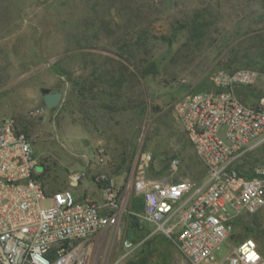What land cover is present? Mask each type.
<instances>
[{"label":"rangeland","instance_id":"1","mask_svg":"<svg viewBox=\"0 0 264 264\" xmlns=\"http://www.w3.org/2000/svg\"><path fill=\"white\" fill-rule=\"evenodd\" d=\"M219 68L257 70L240 93L248 103L264 95V0H0V121L29 134L50 189L99 191L93 177L106 171L129 192L119 223L94 238V264H111L125 239L142 244L124 264H192L156 224L131 218L143 208L132 183L148 152L155 177L175 157L184 165L172 178L203 177L175 105L211 87ZM50 89L63 92L53 108ZM262 164L264 143L238 168L252 176ZM73 172L86 173L79 186ZM247 236L264 251V206L238 221L221 256Z\"/></svg>","mask_w":264,"mask_h":264},{"label":"built area","instance_id":"2","mask_svg":"<svg viewBox=\"0 0 264 264\" xmlns=\"http://www.w3.org/2000/svg\"><path fill=\"white\" fill-rule=\"evenodd\" d=\"M255 69L219 68L212 86L184 93L175 109L197 156L205 167L202 178L174 179L184 162L175 157L170 175L155 177L143 154L132 183L144 201L138 220L157 225L155 232L171 238L192 264H264V251L253 237L241 239L221 256L224 243L235 237L236 223L264 206V164L252 176L238 163L264 143V95L248 103L240 90L253 85ZM104 164L106 149L99 148ZM85 172H73L79 186ZM104 197H82L71 188L50 189L29 134L13 117L0 121V264H94V238L119 223L124 193L115 175L100 171L93 177ZM123 241L124 260L140 246Z\"/></svg>","mask_w":264,"mask_h":264},{"label":"water","instance_id":"3","mask_svg":"<svg viewBox=\"0 0 264 264\" xmlns=\"http://www.w3.org/2000/svg\"><path fill=\"white\" fill-rule=\"evenodd\" d=\"M50 62H52V61H50ZM62 96H63V92L61 90L50 89V90L44 92L43 99H44V102L48 108H53L60 103Z\"/></svg>","mask_w":264,"mask_h":264},{"label":"crops","instance_id":"4","mask_svg":"<svg viewBox=\"0 0 264 264\" xmlns=\"http://www.w3.org/2000/svg\"><path fill=\"white\" fill-rule=\"evenodd\" d=\"M78 195H81L82 197H90L96 200H101L104 197V193L102 190L99 189V191L95 190V191H90L87 187L86 189H84L82 192H80L78 190ZM124 194H126L124 196V200H123V205L126 203V201L128 200V194L129 192H125ZM154 233V232H152ZM141 242V241H140ZM142 244V243H141Z\"/></svg>","mask_w":264,"mask_h":264},{"label":"trees","instance_id":"5","mask_svg":"<svg viewBox=\"0 0 264 264\" xmlns=\"http://www.w3.org/2000/svg\"><path fill=\"white\" fill-rule=\"evenodd\" d=\"M137 198H140L141 199V201H142V203H143V208L142 209H135V208H133L132 206H131V218L133 219V220H135V219H138V217H137V215L136 214H134V213H132V212H142L143 210H144V201H143V198L141 197V196H138V195H135ZM133 203V202H132ZM133 205V204H132ZM243 218V217H242ZM242 218H240V219H242ZM240 221V220H239ZM236 226H238V222L236 223ZM247 237H252V236H247Z\"/></svg>","mask_w":264,"mask_h":264}]
</instances>
